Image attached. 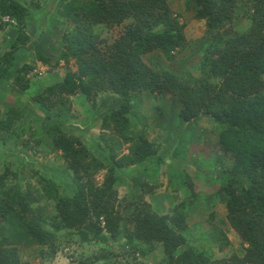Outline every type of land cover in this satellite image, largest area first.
<instances>
[{
	"label": "trees",
	"instance_id": "trees-1",
	"mask_svg": "<svg viewBox=\"0 0 264 264\" xmlns=\"http://www.w3.org/2000/svg\"><path fill=\"white\" fill-rule=\"evenodd\" d=\"M169 1L60 3L57 15L70 27L60 39L62 50L55 65L62 61L67 66L73 61L76 71H66L60 82L46 86L33 97L27 93L29 98L24 99L30 88L25 79L30 67L23 64L16 69L15 53L31 40L28 22L33 20L32 25L38 29L35 18L44 16L45 9L32 0L34 12L20 0H0V30L14 26L16 32L9 49L0 55V85L16 72L12 96L17 103L0 114V154L14 126L26 119L23 108L29 106V120L47 121L43 133L30 135L33 147L49 146L71 173L64 192L54 179L34 173L39 176L38 192L30 185L25 190L9 185V178L16 174L8 163L0 164V264H28L18 253L20 239L47 248L44 255H53L56 234L64 231L69 236L81 235V239L120 237L126 246L123 254L100 249L76 264H136L138 243L150 242L161 246L160 264H264V0H189L196 7L195 20L204 23L203 58L198 77L185 78L165 68L155 70L143 60L151 53H160L170 62L186 46L184 25L170 9ZM242 3L247 8L241 11L244 13L240 12ZM32 14L37 16L33 18ZM240 16L247 20L245 30H226ZM4 17L12 23H4ZM100 25L124 28L112 43L102 45L95 32ZM37 58L49 62L40 54ZM144 90L156 98L175 97L180 104L178 121L206 118L218 127L216 143L191 145L189 153L217 162L225 156L230 166L222 167L216 185L206 183L203 175L185 166L192 179H186L187 190L191 196L199 192L202 197L223 200L228 223L240 240L241 255L213 259L207 251L190 246L186 218L181 212L184 202L161 215L144 199L145 194L152 193V187L146 185V190H140L131 200L118 197L117 183L124 170L157 155L156 144L144 132L136 137L126 134L132 98ZM78 93L87 98L102 93L120 98L119 107L102 118L101 129L118 135L111 144L105 143L102 158L91 155L79 139L61 129L59 122L71 108L69 98ZM23 144L29 147L28 141ZM125 144L130 146L122 153ZM100 171L104 176L99 184L94 177ZM42 200L54 204L52 215L46 213ZM210 217L214 218V213ZM9 223L14 224V230Z\"/></svg>",
	"mask_w": 264,
	"mask_h": 264
},
{
	"label": "rangeland",
	"instance_id": "rangeland-1",
	"mask_svg": "<svg viewBox=\"0 0 264 264\" xmlns=\"http://www.w3.org/2000/svg\"><path fill=\"white\" fill-rule=\"evenodd\" d=\"M20 1L27 5L30 11H33L31 0ZM67 1L32 0L33 3L44 6L45 17L32 14L33 18L37 16L35 20L41 24L40 26L38 23V29L40 27L43 29L38 30L32 25L34 21H29L27 33L31 36V40L24 49L15 53L16 69H19L23 64H28L30 67L25 75V79L30 83V88L24 94V99L29 98L26 96L28 94L33 97L46 86L60 82L66 71H76L73 61H70L67 66L62 61L55 65L62 50L60 39L66 27H70V23H66L65 19L57 15V10L60 3ZM168 5L178 16L179 22L184 25L186 46L170 62L165 61L160 53H151L143 60L155 70L165 68L183 78L186 75L198 77V68L203 58L204 23L195 20L196 7L189 0H170ZM246 9L245 4L242 3L240 12ZM1 20L7 21L4 18ZM246 22L247 20L240 16L226 30H241L242 27L245 30ZM123 28L124 25L113 27L100 25L95 27V32L102 39V45H108L119 36ZM15 33L14 26H5L0 30V55L9 49ZM37 54L42 55L49 62L40 61ZM15 75L16 72L13 71L8 79L1 82L0 92L4 97H0V114L9 106L17 104L12 96L15 94L13 91ZM69 99L71 108L63 119L64 121L60 120L59 122L61 129L67 135L79 139L91 155L102 158L106 152L105 143L111 144L112 139H118L117 134L101 129L102 118L119 107L120 98L107 93L87 98L78 93ZM132 99L133 104L130 107L126 134L129 137H136L144 132L148 140L156 144L158 150L156 156L149 158L143 164L124 170L117 183L118 197L121 200L124 198L131 200L130 198L140 194V190H146V185L152 187V193L145 194L144 199L150 204L153 211L161 215L170 213L184 202V209L181 212L186 218V237L190 246L207 251L213 259L228 258L233 253L241 255L240 240L228 223L223 200L202 197L199 192H196L195 196H191L192 192L187 190V180L192 179L185 172V166L195 173L203 175L205 182L212 185L219 183L222 167L230 166L231 162L225 156H222L220 162H217L212 158L204 159L197 154L189 153L191 145L207 146L210 143H216L218 131L216 124L206 118H199L189 123L178 121L176 114L180 110V104L175 97L170 95L156 98L155 95H149L144 90L134 95ZM26 108H23L27 112V114L25 113L26 119L21 125L14 126L8 135L6 147L0 154V164L8 163L11 171L16 174L15 177L9 178L8 184L19 185L23 190L27 189V185H30L31 190L39 192L37 181L38 177L43 175L54 179L60 191L64 192L71 179V173L65 169V164L59 154L52 152L49 146L44 144L37 148L33 147L30 135L43 133L47 121L44 118H42V123L29 120L31 114ZM54 113L55 110L52 114ZM21 130L23 133L20 136L16 135ZM23 141H28L29 147H25ZM128 146L130 144H125L121 148L122 153L127 152ZM36 172L39 176L34 175ZM103 176L104 171L98 172L94 177L95 182L100 184ZM41 205L46 207L47 214L54 213L52 202L48 203L42 200ZM212 213H214V218L210 217ZM9 227L15 229L13 223H9ZM66 233L67 231L56 234L57 250L53 255H44V248L31 243V241L20 239L17 244L20 258L28 264H76L79 259L91 256L100 249L113 250L121 252V254L125 251L126 246L120 237L109 239L107 235H104L92 240L86 236L81 239V235L72 234L69 236ZM221 244L224 247L220 249ZM160 250L161 246L154 242H150L148 245L138 243L134 254L136 264H160L162 255Z\"/></svg>",
	"mask_w": 264,
	"mask_h": 264
},
{
	"label": "clouds",
	"instance_id": "clouds-1",
	"mask_svg": "<svg viewBox=\"0 0 264 264\" xmlns=\"http://www.w3.org/2000/svg\"><path fill=\"white\" fill-rule=\"evenodd\" d=\"M4 18H8V17H4ZM4 22H7V23H12L11 20L8 19V21H4Z\"/></svg>",
	"mask_w": 264,
	"mask_h": 264
},
{
	"label": "built area",
	"instance_id": "built-area-1",
	"mask_svg": "<svg viewBox=\"0 0 264 264\" xmlns=\"http://www.w3.org/2000/svg\"><path fill=\"white\" fill-rule=\"evenodd\" d=\"M4 19L8 21V18H4ZM136 256H139V255H138V254H136Z\"/></svg>",
	"mask_w": 264,
	"mask_h": 264
},
{
	"label": "crops",
	"instance_id": "crops-1",
	"mask_svg": "<svg viewBox=\"0 0 264 264\" xmlns=\"http://www.w3.org/2000/svg\"><path fill=\"white\" fill-rule=\"evenodd\" d=\"M41 248H44V250H46V248H45V247H41Z\"/></svg>",
	"mask_w": 264,
	"mask_h": 264
}]
</instances>
